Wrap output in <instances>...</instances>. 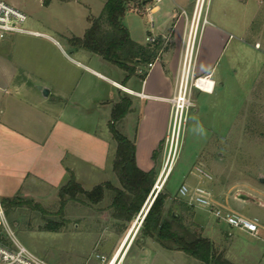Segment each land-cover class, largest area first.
<instances>
[{
    "label": "rangeland",
    "instance_id": "obj_1",
    "mask_svg": "<svg viewBox=\"0 0 264 264\" xmlns=\"http://www.w3.org/2000/svg\"><path fill=\"white\" fill-rule=\"evenodd\" d=\"M2 1L26 14L24 28L47 31L68 52L65 36L81 35L86 25L78 13L68 10L75 9L72 4L62 6L54 0L49 9L45 0ZM137 9L144 11L142 7ZM147 12L126 16L137 25L134 33L142 41L155 21ZM45 19L59 33L43 28L40 24ZM206 20L224 26L231 34L230 41L214 78L210 77L216 79L213 91L193 89L192 105L173 169L166 180L162 177L156 183L155 191L161 188L160 192L166 196L163 217L179 214L183 225L208 239L216 254L233 264H264V182L260 181L264 178V0H203L196 41ZM12 39H27L16 48L17 59H22V64L31 70L42 72L43 58L39 55L42 48L34 41L38 37L30 33L5 34L4 38L0 37V43L7 54H11ZM42 45L56 65L66 66L54 47L46 42ZM120 92L133 98L126 90ZM28 104L32 103L22 105V116H31ZM136 119L133 115L127 117L117 129L127 133L128 126L134 125ZM164 148L165 140L155 160L157 178L167 154ZM95 176L80 183L86 192L106 183L121 188L111 164ZM184 182L203 185L218 203L257 218L259 232L254 235L231 228L203 210L190 207L177 194ZM60 188L28 178L15 195L22 204L10 210L3 207L15 238L48 264H108L119 250L115 264H205L183 251L170 252L154 237L144 235L139 224L151 198L129 220L119 216L113 205L115 191L104 186L99 201L80 193L77 199L68 200L59 213ZM50 225L56 229H49Z\"/></svg>",
    "mask_w": 264,
    "mask_h": 264
},
{
    "label": "crops",
    "instance_id": "obj_2",
    "mask_svg": "<svg viewBox=\"0 0 264 264\" xmlns=\"http://www.w3.org/2000/svg\"><path fill=\"white\" fill-rule=\"evenodd\" d=\"M53 1L45 0V7L50 9ZM106 1L58 0L62 6L72 4L75 9L68 10L78 13L86 24L83 23L81 35L73 36H84L90 26V18L101 14ZM196 5L197 0H152L142 7L144 11L130 9L126 12L123 23L132 39L146 45L148 36L161 38L162 49L157 59L152 61L154 66L151 69H147V65L139 69V73L147 71L144 79L133 76L125 83L123 70L95 53L73 49L68 43L73 36H65L64 39L68 52L60 40L47 31L25 28L37 32L26 33L38 37L34 41L42 48H39L44 64L42 72L31 70L27 64H22V59H17L18 47L24 45L28 38L10 40L11 54L5 53L4 45L0 43V198L14 197L28 178L60 188L68 182L71 174L83 184L84 180H93L97 172L110 167V164L112 169L116 141L108 124L112 107L118 101L120 91L125 89L142 95L131 94L132 109L117 125L131 115L137 117L134 125L130 123L128 126L127 133L122 134L135 142L138 167L144 171L155 169L153 152L167 134L170 118L168 98L175 91ZM145 11L151 19L153 15L156 22H151L152 28L142 41L134 33L137 25L126 16ZM40 25L59 33L47 19ZM230 37L224 26L211 20L202 26L196 41V75L214 78ZM43 42L58 51L66 66L54 63L51 54L43 48ZM43 88L49 90L48 95L43 94ZM24 103H32L28 104L31 116H22ZM177 251L171 249L170 252Z\"/></svg>",
    "mask_w": 264,
    "mask_h": 264
},
{
    "label": "trees",
    "instance_id": "obj_3",
    "mask_svg": "<svg viewBox=\"0 0 264 264\" xmlns=\"http://www.w3.org/2000/svg\"><path fill=\"white\" fill-rule=\"evenodd\" d=\"M152 0H107L101 14L90 18V26L83 37L73 36L68 43L73 49H85L102 57L125 72L124 82L133 76L144 79L147 71L139 73V69L157 59L162 49V39H155L142 45L132 39L129 30L123 23L126 12L150 3ZM132 98L121 93L113 105L109 121V129L116 141V152L112 160V169L117 176L121 188L108 189L115 191L113 205L119 216L131 220L142 208L156 180L155 169L144 171L136 163L135 142L124 136L116 127L132 109ZM161 145L159 146V148ZM158 148V149H159ZM158 149L153 152L156 159ZM104 186L97 185L92 191L86 192L82 185L71 174L70 179L59 189L61 213L68 200L77 199V194L85 193L92 201H99L104 194ZM151 198V197H150ZM166 196L161 192L154 199L149 211L142 222V232L145 236L154 237L166 249H174L204 262L205 264H233L220 254H216L211 242L192 231L182 223L179 214H171L170 218L163 217ZM150 200V199H149ZM22 201L18 196L2 198L1 204L7 210L20 206ZM32 205L30 201H26ZM36 207H40L35 204ZM49 229H56L53 225Z\"/></svg>",
    "mask_w": 264,
    "mask_h": 264
},
{
    "label": "built area",
    "instance_id": "obj_4",
    "mask_svg": "<svg viewBox=\"0 0 264 264\" xmlns=\"http://www.w3.org/2000/svg\"><path fill=\"white\" fill-rule=\"evenodd\" d=\"M155 1L159 2L160 0ZM199 5V12L197 14ZM202 8L203 0L202 2L197 0L196 9L192 17L185 48L180 62L175 91L174 94L168 98L170 104V118L167 134L165 137L164 152H167V154L165 155L163 170L166 168L169 161V164H172L175 161L180 140L185 132L189 109L192 105V91L194 88L201 90L197 84L198 80L209 77L198 76L195 73L196 35ZM26 19L27 16L22 10L10 6L4 1L0 0L1 38H3L5 34L14 32H30L37 34V32L27 30L23 27ZM205 22H207V20ZM147 41L154 42L155 38L148 36ZM153 66L154 62H149L147 64V69H151ZM125 90L130 94H135L138 96L142 95V93L128 89ZM177 194L178 197L187 205L203 210L204 212L212 215L218 223H224L231 228L239 229L254 235L259 232V223L257 218L247 217L218 203L214 200L211 191L203 185L189 184L184 182L179 186ZM0 264H48L15 238L13 232L8 226L4 208L1 202ZM108 264H110V262Z\"/></svg>",
    "mask_w": 264,
    "mask_h": 264
},
{
    "label": "bare ground",
    "instance_id": "obj_5",
    "mask_svg": "<svg viewBox=\"0 0 264 264\" xmlns=\"http://www.w3.org/2000/svg\"><path fill=\"white\" fill-rule=\"evenodd\" d=\"M200 2H201V0H200ZM197 84H198L199 88L204 92H210L211 93L213 91V84L214 83H213V80L209 77L198 80ZM169 163H170V161H169ZM169 163L167 164L166 168L164 170H162L161 173L159 174V177H160L159 181L161 180L162 177H164V180H166L169 177V175L173 169L174 162L172 164H169ZM161 187H163V186H161ZM160 190H161V188H159V191ZM120 252H121V250H119L118 253L109 261L110 264L116 263Z\"/></svg>",
    "mask_w": 264,
    "mask_h": 264
},
{
    "label": "water",
    "instance_id": "obj_6",
    "mask_svg": "<svg viewBox=\"0 0 264 264\" xmlns=\"http://www.w3.org/2000/svg\"><path fill=\"white\" fill-rule=\"evenodd\" d=\"M42 92H43L44 95H48L49 90L46 89V88H43V89H42ZM159 179H160V177L157 178V180H156V182H155V184H154V186H153V188H152V190H151V192H150V194H149V196H148L146 202H145L144 205H143V209H144V207L146 206L148 200H149L150 197H151V201H150L149 204L147 205V208H146V210H145V212H144V215H143V217H142V219H141V222H140L139 226L142 225V222H143V220H144V218H145L147 212L149 211V208L151 207V205H152L154 199L156 198V196H157L158 193L160 192L159 189H157V190L155 191V188L157 187V184H156V183L159 181ZM260 181H261V182H264V178H260Z\"/></svg>",
    "mask_w": 264,
    "mask_h": 264
}]
</instances>
